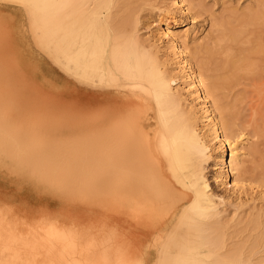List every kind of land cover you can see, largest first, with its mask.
Listing matches in <instances>:
<instances>
[{"label":"bare ground","instance_id":"obj_1","mask_svg":"<svg viewBox=\"0 0 264 264\" xmlns=\"http://www.w3.org/2000/svg\"><path fill=\"white\" fill-rule=\"evenodd\" d=\"M34 1L40 2V37L52 42L56 57L64 58L61 67L78 84L60 86L69 91L67 107L47 113L21 109L20 104L26 102L27 82L22 81L17 87L11 81L17 74L33 76L37 69L33 61L26 66L16 64L8 35L12 15L0 10V165L12 161L18 172L42 178L34 184L36 187L43 182L50 184L45 185L48 190L66 200L61 206L51 207L42 201L33 203L26 197L19 201L14 194L5 195L9 197L10 209L16 206L23 215L15 227L23 230L18 237L25 246L18 250L12 241L6 242L9 246L4 252L5 264H55L60 259L66 264H162L167 254L164 242L173 243L169 240L176 238L180 228L205 230L219 223L210 221L220 214L217 207L230 194L218 195L212 183L216 187L230 183L234 190L247 171L238 170L239 154L232 145L235 138L228 134L226 117L217 116L216 102L209 99L216 87L207 85L204 89V79L191 67L180 37L165 21L166 28L160 27L162 36L177 56L180 73L200 105L209 135L219 147L226 143L229 146V159L225 149L221 151L216 164L219 171L211 183L204 174L207 144L181 108L169 76L136 36V20L129 11L123 17L115 12L121 0ZM184 1H174L182 13L188 9ZM50 15L55 17L53 21H49ZM259 15L249 14L248 19L255 21ZM48 21L53 23L51 31ZM226 39L234 41L235 36L223 34L207 48L206 59H220V67L231 70V76L236 78L244 64L231 56ZM95 83L98 87L92 86ZM258 88L261 93L264 91V85ZM15 112L31 118L25 129L9 124ZM20 139L30 142L20 144ZM59 160L62 170L56 179L58 176L50 173L48 167ZM228 176L232 177L229 182ZM260 192L264 194V190ZM74 204H83L85 209L76 212ZM110 217L113 223L102 221ZM253 223L259 225L257 219ZM93 231L97 232L96 238L90 237ZM260 238V259L254 263L243 256L246 264H264V230ZM33 240L40 251L29 249L28 243ZM94 246L100 248L98 254L93 251ZM236 254L233 259L230 258L234 253L219 257L227 263L244 264L242 254ZM197 255L202 260L203 253Z\"/></svg>","mask_w":264,"mask_h":264},{"label":"rangeland","instance_id":"obj_2","mask_svg":"<svg viewBox=\"0 0 264 264\" xmlns=\"http://www.w3.org/2000/svg\"><path fill=\"white\" fill-rule=\"evenodd\" d=\"M174 1L121 0L115 12L122 15V17L130 12L136 20V36L142 42L145 50L153 53L161 70L169 76L171 87L180 99L181 108L189 115L194 129L203 138L205 145L207 144L206 157H208L204 162V174L209 182L212 183L213 175L219 171V165L216 164L221 151L225 149V156L229 159V146L226 143L223 148L219 147V143L209 135L205 126L206 121L201 117L200 105L194 100V94L188 86L187 79L182 77L180 73L177 56L173 53L166 38L162 36L160 27L161 29L166 28V22L169 23L170 30L180 37L191 67L195 72H199L204 79V89L207 90V85L216 87L214 97L209 96V99L211 102L214 99L217 116L219 114L223 119L226 117L229 127L228 134L232 139L235 138L232 145L234 144V148L236 146L235 153L239 154L238 161H240L239 165L241 167L238 165V170L239 168H245L247 171L240 178L238 187L234 190L230 187V183L227 187L224 185L216 187L212 183L214 191L216 190L218 195L226 197L225 195L230 194L229 199L226 198L225 202L218 205L217 208L220 210V214L210 221L219 220V223L212 224L213 227L205 228V230L186 226L182 227L183 229L180 228L177 231L176 238L169 240L174 241L173 243L164 242V246L166 243L167 254L165 253L162 264H180L182 261H184V264H197L198 262V264H217L218 261L219 264H223L224 261V264H234L233 261L227 263V260L223 259L226 255V257H229L230 254L232 256L233 253L234 255L230 259H233L235 254L238 253V255L236 254L238 257L242 254V256L240 255L242 262H245L243 260L244 256V259L247 257L250 260L252 259L251 262L256 263L262 255L260 236L262 230H264V194L260 192V190H264V186H262L264 185V91L261 93L258 88L259 85H264V0H185L184 3L188 9L184 13L176 7ZM39 4L40 2L36 4L34 0H0V10L10 12L12 15L8 35L16 64L26 66L33 61L37 69L33 76H26V74L20 76V74H17L11 81L12 85L17 87L22 85V81L27 82L24 94L26 102L20 104V108L26 111L31 110L33 113H47L51 111L50 109L68 106L70 102L69 91L62 89L60 86L64 85L69 88L70 83L78 84V81L61 67L64 66V58L56 57L57 53L53 50V45L50 44L52 42L40 37L42 31L37 10V7L40 8V6H37ZM252 13L260 14L259 19L257 18L255 21L248 19V15ZM54 18L50 15L49 21H53ZM49 21L47 26H51L48 30L51 31L53 23ZM225 33L229 36H235L234 41L226 39L224 43L231 47V56L235 59L238 57L244 64V66L242 65L243 68L237 71L239 75L236 78L231 76V70L226 71L220 67V59L210 61L206 59L207 48L215 45ZM203 63L205 64L203 65ZM246 63L251 65L248 66ZM92 86L98 87V84L95 83ZM16 104L10 103L12 106ZM30 120L29 116L22 117L15 112L11 114L9 124L22 130L28 126ZM231 131L232 133H230ZM229 140L231 141V139ZM17 142L21 144L30 141L20 139ZM8 146L5 149L6 152L9 150ZM55 162L57 164L50 165L48 170L58 176L56 179H59L62 170V163L60 162L62 161ZM230 177H227L228 182ZM41 179L28 177L25 173L18 172L17 166L12 161L0 165V225H2L0 226V264H5L4 252L11 241L15 247L17 246L18 250L25 248L24 241L19 238L23 230L15 227L16 222L20 221L23 215L17 210L16 206L10 209L11 203L8 201L9 197L6 196L14 194L19 201L21 198L25 199L26 197L30 202L42 201L51 207L61 206L66 200L65 197L57 198L55 194L50 192L49 188L45 186L50 184L43 182V185L36 187L34 184L42 181ZM73 208L76 209V212L85 209L83 204H74ZM112 218L102 221L108 224L113 223ZM256 219L259 225L253 223ZM3 232L6 234H3ZM96 234L97 232L93 231L90 237L96 238ZM178 234L181 235L178 236ZM28 235L23 237L25 238ZM180 242L188 245H183ZM221 243L225 246L224 248ZM28 244L30 245L29 249H32V251L41 250L40 246L36 247L34 240ZM21 246L23 247L21 248ZM219 247H221V250ZM99 249L96 246L93 247L96 254L99 253ZM180 249L181 251H179ZM84 250L85 247L82 251ZM193 250H196V253ZM201 252L205 256L201 255L202 260H198L201 257L200 255L196 257V254H201ZM219 256H223V258ZM212 260L214 262L210 263ZM57 262L55 264H66L62 262V259ZM68 264L70 263L68 262Z\"/></svg>","mask_w":264,"mask_h":264},{"label":"crops","instance_id":"obj_3","mask_svg":"<svg viewBox=\"0 0 264 264\" xmlns=\"http://www.w3.org/2000/svg\"><path fill=\"white\" fill-rule=\"evenodd\" d=\"M4 11V10H3Z\"/></svg>","mask_w":264,"mask_h":264}]
</instances>
